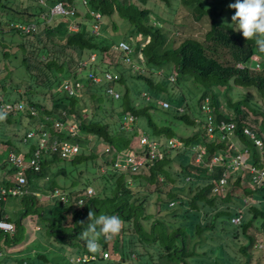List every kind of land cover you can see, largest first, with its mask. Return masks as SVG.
Here are the masks:
<instances>
[{
  "label": "trees",
  "instance_id": "obj_1",
  "mask_svg": "<svg viewBox=\"0 0 264 264\" xmlns=\"http://www.w3.org/2000/svg\"><path fill=\"white\" fill-rule=\"evenodd\" d=\"M59 1L73 13L42 18L44 14L49 15L50 8ZM159 1L168 7L176 0ZM80 2L86 8L85 13L76 7L75 0H5L2 4L8 14H13L0 18L1 54L7 53L12 43L18 45L24 55L30 54L21 62L27 72L26 77L22 75L26 81L21 85L23 93H17L14 102L27 96L28 108L33 107L36 112L32 114L26 108L4 109L3 104L9 101L12 88L7 89L0 82V110L7 113L6 119L0 121L1 129L15 122L17 111L26 119L35 118L37 128L33 129L32 137H26L32 129L23 132L13 130L0 137L1 146L7 148L4 154H0V168L4 175L0 185L13 187L14 175L19 171L9 162L8 153L13 152L29 160L38 150L42 132L77 143L80 147L68 159H63L57 152H52L50 156L45 153L47 149L40 150L39 169H25V188L41 190V198L29 193L0 201V219L14 225L13 233L0 229V264H60L46 254L18 258L21 250L17 249L16 242L21 239V230L25 228L22 220L35 216L50 238L67 247L69 254L94 257L87 261H75L77 264H193V261L196 264H219L210 254L214 250L223 254L225 247L233 249L235 260L224 255L220 264H251L257 252L256 244L261 239L264 241V184L252 185L248 171L230 166L235 154L231 142L241 145L240 150H248V162L260 164L264 150L261 152L254 145L244 133V128L250 127L256 136L264 132V53L258 51L255 39L246 40L226 21L228 19L223 12L234 14L235 9H230L228 5L235 0H226L222 12L205 6L204 0H181V3L191 6L188 16L181 19L171 13L166 17L156 14L158 20H153V23L149 17L151 10L141 8L133 0ZM55 17L60 19L55 20ZM201 19L206 20L207 29L195 36L192 34L197 31L194 20ZM119 20L128 24L124 30L128 36H118L122 29ZM159 20L168 26H162L157 22ZM28 24H35L36 27L25 33L21 26ZM97 24L100 29L94 31ZM3 25L9 26L8 31H11L8 40L3 36L6 32ZM70 25L76 26V29H70ZM169 33L172 35L169 36ZM123 38L130 42L132 51H136V55L140 53L145 61L147 71L144 69L142 74L131 76L144 83L141 91L148 93V100L142 98L138 101L141 91L133 90L127 83L123 67L116 66L121 62L126 71L130 67V63L118 58L121 52L115 48ZM252 55L261 58L260 70L248 67ZM131 60L133 62L134 57ZM238 63L245 66L240 68ZM104 66L113 67L120 75L118 84L123 89L118 99L111 98L104 86H97L89 77L90 74L98 75ZM86 69L89 70L86 73L88 82L78 76ZM65 79L80 82L81 97L66 93L59 96L60 91L56 88ZM186 83L190 85L188 90L193 99L198 102L199 116L200 105L208 97L216 122L232 120L235 123L229 139L222 140L217 128L214 129V138L210 139L205 128L206 120L202 119V115L195 120L197 115L190 113V108L184 103ZM41 89H48L49 92ZM219 91L230 112L220 107ZM159 92L165 93L163 100L170 103L168 108L164 109L157 103L159 98L156 94ZM231 93L237 95L238 100L233 101ZM85 100L91 103L87 108ZM178 105L184 106L182 112L178 111ZM89 109L94 114L95 111L105 114L107 121L93 119ZM62 112L65 113L64 121L75 124L74 131L57 130L46 119L62 115ZM159 112L161 114L157 115ZM125 115L133 119L129 128L123 125ZM168 115L173 119L167 120ZM182 123L194 127V130L186 134L178 132L177 128ZM143 135L149 141L158 143L161 158L152 159L148 148H145L138 154L145 160L137 172L114 168L113 153L136 150L133 143L135 137ZM171 139L179 140L181 146L168 147L167 142ZM193 144L204 150L200 161L195 160L197 151L192 150ZM17 145L21 152L17 151ZM214 157L218 158L217 162H212ZM175 159L180 161L179 169L171 166ZM62 161L63 166H58ZM54 166L61 172L62 179L57 183L56 179L51 180L46 190L39 181L47 176V172H53ZM224 173H228V178L221 190L218 184ZM69 175L74 176L67 185L64 178ZM94 175V179H100L99 182L94 183ZM163 186H167V190H162ZM215 187L218 189L215 190ZM88 188L93 190V194H87ZM55 189L63 192L65 201L59 197L47 198V194ZM138 190L141 195L137 194ZM150 196L156 197L159 210L169 214L172 223H167L164 217L146 213V200ZM43 198H47L50 204L41 202ZM243 198H251L252 202L244 203ZM18 199L22 204L19 212L9 207H15ZM79 200L81 203H78ZM163 203L173 207L172 210L163 209ZM89 210L94 211L97 217L102 214L116 215L123 221L118 235L109 239L103 235L99 237L101 252L97 254L90 253L81 239V233L88 226ZM240 214V224H232L231 218ZM80 221H84L83 226ZM31 223L29 221L26 226L27 233H31ZM178 239L179 244L176 243ZM260 252L261 257L256 258V264H264V242ZM105 253L108 258H105Z\"/></svg>",
  "mask_w": 264,
  "mask_h": 264
},
{
  "label": "rangeland",
  "instance_id": "obj_2",
  "mask_svg": "<svg viewBox=\"0 0 264 264\" xmlns=\"http://www.w3.org/2000/svg\"><path fill=\"white\" fill-rule=\"evenodd\" d=\"M13 1H15V0H13ZM133 1H136V3L141 8L147 7V8H149V10H151V13L149 14V17L152 20V23L154 22L153 20H158V19H156V14H159V15H161L163 17H166V16H170V13H171V14H174L175 17L180 16L179 18L183 19V17L188 16L190 11H191V6L189 7V6L185 5L184 3H181V0L174 1L168 7L163 2H161L159 0H145V1L144 0H133ZM225 1L226 0H204V2L206 4L205 6L215 7L216 11H219V12L224 11V9H225L224 6L226 5ZM4 2H5V0H2V3H0V18L6 17V15L7 16L8 15L12 16V14H13L11 12H10V14H8L6 12V10L2 6V4ZM23 3H27V2L24 1ZM75 3H76V7L81 12L85 13L86 8L81 4L80 0H75ZM32 8H34V7L32 6ZM223 14H225L226 18L228 19L226 21L229 24H231V16L234 15V14H229L226 11H224ZM96 16L99 17V14H96ZM59 19L60 18L55 17V20H59ZM194 21L196 23V24H194V27L196 28L197 31L195 30L196 32H194L192 34L197 36L196 34H198V32H199V34L201 35L203 33V31L207 29V26H208L207 22L204 19L194 20ZM42 22L43 21L40 22L41 26L43 25ZM55 22H57V21H55ZM55 22H53V23H55ZM105 22L107 23L108 20H105ZM157 22H159L162 26H168V24L162 23L161 20H159ZM16 24H19V23H16ZM118 24L120 25V27H122L121 32L118 34V36L119 35L122 36V37H124L123 35L128 36V33H126L127 31H124L128 27V24L124 23L121 20H119ZM41 26H40L39 29L42 30ZM8 27L9 26H7V25H3V28L6 31L3 36H4V38L6 40H8V38L10 37V32H11V31H8ZM10 27H12V25ZM94 31H96V30H94ZM38 32L39 31H37V33ZM176 33H178V31H176ZM168 35L171 36L172 33H169ZM133 41H134V38H133ZM167 43L170 44V42H168V41H167ZM29 49H31V47ZM20 50H21V48L18 45L16 46L14 43H12L11 47L7 48V51H8L7 53L1 54V51H0V82H2L4 84V86L7 87V89L12 88L10 90L12 93L9 94V101L7 102V103H9L11 105L15 104L14 101L17 100V96H18L17 93H19V94L23 93L21 85L25 83V81H26L25 77L27 75V72L24 69V67H23L21 62H22V60H23V58L25 56L30 55V54L26 53L24 55L25 52H23L22 50L20 51ZM136 53H137L136 51H132L131 52L130 56L134 57V61L132 62V64H130V67H129V69L127 71H126L127 68L122 63H118L116 66H118L119 68L123 67L122 69H123V71L125 70V74H126L125 77H127V83L130 86H132L133 90L141 91L145 87L144 83L137 81V78H135V76L132 77L131 75H139V74H142V71L144 69H145V72L147 70L144 67L145 66L144 59H142L138 54L136 55ZM92 57H94V54L92 55ZM104 69H109V70L112 69V70H114L113 67H106V66H104ZM88 71L89 70L86 69V72H85V70H82L81 72L78 73V76L82 77V81L88 82L87 81V77H86V73H88ZM158 73L160 74V71ZM22 75H25V77H23ZM59 83H57V85ZM16 86L18 88H16ZM56 89H58V87ZM186 89H190V85L189 84H187V88ZM40 91L49 92L48 89H41ZM58 93H59V96H61L63 94L62 91H60ZM231 95H232L231 99L233 101L234 100H238L239 97L237 95H235L233 93H231ZM156 96L159 98L158 101H160V100H163V98H165V93L159 92V93L156 94ZM36 97H40L39 94H36ZM46 97H48L47 94H46ZM218 97H219L218 98V102H219L220 107L223 108V109L225 108L227 112H230L227 109L228 106H227L226 102L223 101L224 98H223V95H222L221 91H219ZM26 99H27V96L23 97L20 100H22L24 103H26ZM85 99H88V98H85ZM140 99L141 98L138 97V101H140ZM255 99L259 102V104L261 103V101H259L258 96H256V94H255ZM164 100H166V99H164ZM158 101H157V103H158ZM83 102L85 103V107L86 108L91 105L89 100H85ZM192 103L197 108L198 102L195 99L192 101ZM15 114H16L15 115V122H13L12 125H10V126L4 125L3 129H1L2 126L0 125V137L1 138L3 136H5V134H8V133H10L13 130H15L17 132H23V131H25L27 129H32L33 130V129L37 128V120L35 118L34 119H30V120L26 119V117L23 114H21L19 111L15 112ZM89 114L95 120H101V121L104 120V122L107 121L106 118H105V114H102V113L98 114V111H95V114H94L89 109ZM160 114L161 113L159 112L157 115H160ZM166 119L167 120H172L173 117L168 115L166 117ZM124 125L128 126V122H124ZM145 125H146V123H145ZM193 130H194V127H192L190 125L186 126L183 123L181 125H179V128H177L178 132L181 131L182 133H185V134L186 133H191ZM14 142L18 143L15 140H14ZM133 143H134V147H136L137 151L138 150H142L143 147L142 146L140 147L138 145V138L137 137H135V140H134ZM91 144H92V140H91ZM19 145L22 147V144H19ZM99 146H100V144H99ZM23 147H24V145H23ZM237 147L241 149L242 146L238 144ZM17 148H18L17 151L21 152V148L18 145H17ZM6 149L7 148L5 146H1L0 147V154H4ZM258 156H259V154H258ZM195 160L197 161V156H196ZM63 164H64V162L62 161L61 163H59L58 166H63ZM66 166H69V165L66 164ZM171 166L176 167V168L179 169L180 168L179 167L180 166V161L178 159H175L174 161H172ZM257 166L258 167H264V153H262L261 159H260V164H258ZM52 168H53L54 171L51 172V173L47 172V174H46L47 176L39 181V184L42 185L46 190L49 189V185H50V181L51 180L56 179V183H57V182L61 181V179H62L61 172L58 169H56L55 166L52 167ZM100 169H101V171H103L102 168H100ZM242 169H244V168H242ZM244 170H246V169H244ZM2 174H3V169L0 168V180H1V177H4V175H2ZM73 176L74 175L67 176V178H64V182L67 185H69L70 184V179H72ZM95 176L96 175H94V177L92 179H94ZM99 181H100V179H94V183H97ZM167 188H168L167 186H163L162 190H167ZM140 190L144 192L145 189H140ZM30 191H34V192L38 193V195H36V194L33 195L32 194L36 198H41L43 196V194H41V192H42L41 190H37V189L33 188V189L29 190V192ZM138 192H139V190L137 191V194H138ZM138 195H141V194H138ZM47 198H49L48 194H47ZM47 198H43L41 200V202H47V200H48ZM155 200H156L155 196L147 197V200H146L147 201V203H146V213L147 214H151L153 217H164L165 221L167 223H172V217L169 214H165L164 211H160L158 206H157V204H156V202H155ZM18 201H19V203L18 204L15 203V207L18 205L16 207V209L19 212L21 207H22V204L20 202V199H18ZM47 203L50 204V202H47ZM8 204H9V202H8ZM9 207L10 208H15L14 206L13 207L9 206ZM161 207L163 209H168L170 211L173 208V207L172 208L171 207H167L166 204H164V203L161 204ZM48 210H47V212H48ZM10 211H11V209H10ZM30 219L26 218V219L22 220V224L24 225L25 228H23L21 230V233H20L21 239L17 240V242H16L17 243V246H16L17 249L21 250V252L18 254V258L24 259L25 256H32L34 258L38 254H46L48 257L52 258V260L54 262L58 261L60 264H77V263H75V261H73V259H71L72 255L69 254L70 252L67 251V247H65L63 245H60L57 242H54L53 237L50 238V236L45 232V230L42 227V225H39L37 223L38 220H37L36 216L32 217V218L30 217ZM29 221L32 222L31 223L32 227L30 228L31 233H27L26 232V226H27ZM27 234H31V235H29V237L26 239L25 237H26ZM194 239H198V238H194ZM177 242H178V244L180 243L179 239L176 240V243ZM224 250H225V252L223 254L221 252H219L220 250H217V251L214 250L213 252H211L210 257L215 259V261H218L219 264H220V260L222 259V257L223 258L225 257L224 255H226L228 258L234 259V253L235 252L233 251V249L229 250V249H226V247H225ZM0 257H1V255H0ZM258 257H261V252L257 248V252L253 255V260H252L251 264H256V258H258ZM105 258H108V257L106 256ZM134 259L136 260L137 257L134 256ZM95 264H99V263H95ZM193 264H196V262L193 261ZM207 264H214V263L213 262H209Z\"/></svg>",
  "mask_w": 264,
  "mask_h": 264
},
{
  "label": "built area",
  "instance_id": "obj_3",
  "mask_svg": "<svg viewBox=\"0 0 264 264\" xmlns=\"http://www.w3.org/2000/svg\"><path fill=\"white\" fill-rule=\"evenodd\" d=\"M69 13H73L72 11H69L67 8L64 7L61 1L55 3L49 10V15L44 14L42 18L46 16H53L55 14H60V15H68ZM97 17V16H96ZM36 25L35 24H28L21 26V30L25 33L35 30ZM98 24L94 25V30L98 28ZM70 29H76V26L71 25L69 26ZM116 50L121 52V55L118 57L121 59L122 62L124 63H130L132 64L131 60V52H132V47L129 44L128 41L126 40H120L118 41L117 45L115 46ZM94 58V57H92ZM261 58L258 55H252L251 56V61L248 67L250 69L254 70H260L261 66ZM238 67L243 68L245 65L242 63L237 64ZM89 77L92 79V81L96 84L101 83L102 81H117L119 80V74L118 73H107L103 72L102 74H98L95 76L89 75ZM80 82H73L72 80L65 79L62 81V83L58 86V90H61L62 92L66 93L69 96H80L82 94V91L80 90ZM106 92L108 94L114 95L115 98H118L120 96L119 91L115 89L113 86H107L106 87ZM185 104L187 107L190 108V113H194L197 115L195 120H199V117L202 115V119L206 120L205 123V128L208 136H210V139H213L215 136L214 129L217 128V132L220 133L221 139H229V137L232 135L234 129H235V123L231 121H224V120H218L216 122L215 117L212 113V107L209 106V98L205 97L203 103L200 105V111L201 115L199 116L197 114V108L196 106L192 103L194 100L190 90L186 89L185 90ZM142 97H144L146 100L149 99V95L147 92H142L141 93ZM1 99V98H0ZM196 100V99H195ZM158 104L162 108H168L170 106V103L167 100H160L158 101ZM23 103L19 102L17 104H9L5 103L3 104V108L6 110H12L15 108L22 109L23 108ZM184 110L183 105H178V111L182 112ZM30 112L32 114L35 113V110L33 108L30 109ZM62 116H64V112L62 113ZM230 117V113L228 114V118ZM47 120H49V117H46ZM133 119L129 116H125L123 120V125L124 122H128L127 128H129L130 124L132 123ZM50 122L54 126L55 129H64L67 132H72L75 130V124L72 122H67L61 119V117H54L50 119ZM42 126V125H41ZM41 126H39L41 128ZM125 126V125H124ZM244 133L247 134L252 140L253 143L256 147H258L261 152L264 150V132L260 134V136H256L255 133L251 130L250 127H245L244 128ZM34 136V131H29L26 135V137H32ZM40 141H39V147L36 152L32 155V158L29 160H26L21 157V155H16L13 152L8 153V159L11 164L19 168V171L17 174L14 175V182L15 185L13 187L10 186H3L0 185V201L4 202L7 200L8 197L10 196H24L25 194L29 193V190L25 188V184L27 183L26 176L24 174V171L26 168H31L33 170H38L39 169V160H40V150L47 149V140L48 135L46 132H42L40 136ZM25 140V139H24ZM138 145L142 148V150H132V151H126V152H121L117 153L113 157V167L118 169L119 171H125V170H130L131 172H137L141 166H143L144 163V158L139 154V152L143 151L145 148H148L150 157L153 158H161V153L159 151L158 143L156 141H149L147 139L146 135H143L138 138ZM167 146L170 148L174 147H179L181 146V142L179 140H168ZM0 147H1V142H0ZM79 145L77 143H71L67 140H58L57 138H53L50 148L51 152H57L60 154V156L63 159H68L71 158L72 155H75L78 150H79ZM231 147L232 149L235 150V154L231 158L230 166L231 167H241L244 168L248 171L250 181L252 185L254 186H260L264 184V167H258L256 164L252 162H248L247 158L249 156L248 150L246 148H243L240 150L236 144L231 142ZM198 148V149H197ZM192 150L197 151V161L201 160V156L204 154V150L198 145V144H193L192 145ZM196 158V157H195ZM199 159V160H198ZM218 158L214 157L212 162H217ZM227 178H228V173H224L223 176L219 180L218 186L221 187V190H223V186L227 183ZM217 186V187H218ZM215 187V190L218 188ZM219 187V189H220ZM36 195H38L36 192H32ZM87 194L91 195L93 194V190L91 188L87 189ZM49 197L52 199H55L57 197L60 198V200L65 201V196L61 190L55 189L54 191H51L49 193ZM244 203H250L252 202L251 198H243ZM78 203H81V200L78 201ZM172 204V203H171ZM241 211V210H240ZM241 213V212H240ZM241 222V214L233 216L231 218V223L234 225L240 224ZM0 229L3 231H9L12 230V225L3 220L0 219ZM263 240H259V242L256 244L257 248L261 250L263 248ZM107 254L105 253V256ZM93 256H81V254H76L72 255L71 259L73 261L79 262V261H87L89 259H93Z\"/></svg>",
  "mask_w": 264,
  "mask_h": 264
},
{
  "label": "clouds",
  "instance_id": "obj_4",
  "mask_svg": "<svg viewBox=\"0 0 264 264\" xmlns=\"http://www.w3.org/2000/svg\"><path fill=\"white\" fill-rule=\"evenodd\" d=\"M228 7L230 9H235L234 15L231 16V25H229V26L232 27L233 31L241 32L242 36L246 40L255 39L256 44L258 46V51L261 53H264V0H235V2L230 3L228 5ZM225 23H227V22H225ZM132 49H133V47H132ZM138 55L142 58V55L140 53ZM104 65H106V64H104ZM103 72L118 73L116 70H112V69L109 70V69L103 68L102 71L99 72V74H102ZM118 82H119V80H117L115 82L112 80H109V81L104 80L101 83H98L96 85L97 86H101V85L104 86L105 90H106L107 86H113V87H115V89L117 91H119L120 96H121L123 86L118 84ZM59 91H61V90H59ZM142 92H146V91H141V93ZM81 96H82V94L80 95V97ZM109 96L113 99L120 98V96L118 98H115L114 95H111V94H109ZM140 97H141V99L144 98V97H142L141 94H140ZM19 102H22L24 104L22 109L26 108L27 111L30 112V109L33 108V107L28 108V104L24 103L22 100H20ZM19 102H16L15 104H17ZM15 109L21 110L19 108H15ZM12 110H14V109H12ZM6 116H7V113L4 112L3 110H0V121L5 120ZM54 117H59V118L61 117V119L64 120L65 113H64V116H62V115L56 116L55 115ZM54 117H52V118H54ZM124 117H123V120H124ZM50 119H51V117H49V120ZM130 126H131V124H130ZM47 135H48L49 139L47 140L48 148H47V151L45 153H48L51 156L52 152H51L50 145H51L52 139L53 138H57L58 140H61V139L58 136H52V135L48 134V132H47ZM114 155L115 154L113 153V155L111 157L112 160H113ZM32 192H34V191H30L29 193L34 195V193H32ZM48 197H49V194H48ZM87 219H88V223H87L88 226H87V229L81 233V239H83L85 241V246H86L87 250L92 254H97V253L101 252V245L99 243V237L101 235H103L106 239H109V238H112V237H115L116 235H118L123 228V221L120 219L119 216H116V215H104V214H102V215H99L97 217L95 215L94 211L89 210ZM5 221H7V220H5ZM7 222H9L12 225V230H9L7 232L13 233V231H14L13 223L10 221H7ZM79 223L82 226L84 225V221H80Z\"/></svg>",
  "mask_w": 264,
  "mask_h": 264
},
{
  "label": "crops",
  "instance_id": "obj_5",
  "mask_svg": "<svg viewBox=\"0 0 264 264\" xmlns=\"http://www.w3.org/2000/svg\"><path fill=\"white\" fill-rule=\"evenodd\" d=\"M14 209H16V207H15ZM11 210H12V209H11Z\"/></svg>",
  "mask_w": 264,
  "mask_h": 264
}]
</instances>
